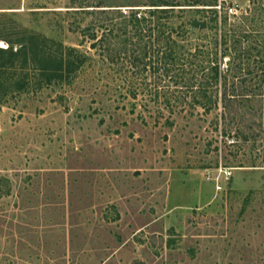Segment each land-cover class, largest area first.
Listing matches in <instances>:
<instances>
[{"label": "rangeland", "instance_id": "374dc122", "mask_svg": "<svg viewBox=\"0 0 264 264\" xmlns=\"http://www.w3.org/2000/svg\"><path fill=\"white\" fill-rule=\"evenodd\" d=\"M125 1L0 0L3 38L86 56L63 81L0 73V264H264V83L207 112L133 100L82 31Z\"/></svg>", "mask_w": 264, "mask_h": 264}, {"label": "trees", "instance_id": "16d2710c", "mask_svg": "<svg viewBox=\"0 0 264 264\" xmlns=\"http://www.w3.org/2000/svg\"><path fill=\"white\" fill-rule=\"evenodd\" d=\"M248 1L239 14L227 0L96 2L85 6L94 17L82 31L91 48L104 46L107 63L133 100L149 96L159 104L162 98L169 112L184 103L207 112L218 97L227 106L248 97L244 92L261 94L264 0ZM18 32L16 40L0 34L7 42L0 46V57L8 59L0 62V73L20 71V83L33 77L45 83L67 80L84 62L85 54L74 46L38 32ZM250 75L255 84H246Z\"/></svg>", "mask_w": 264, "mask_h": 264}]
</instances>
